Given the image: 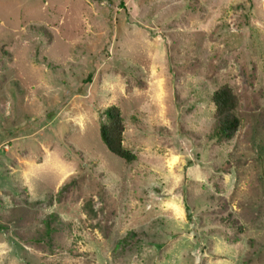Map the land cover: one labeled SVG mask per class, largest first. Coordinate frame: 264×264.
Segmentation results:
<instances>
[{"label": "rangeland", "instance_id": "rangeland-1", "mask_svg": "<svg viewBox=\"0 0 264 264\" xmlns=\"http://www.w3.org/2000/svg\"><path fill=\"white\" fill-rule=\"evenodd\" d=\"M0 264H264V0H0Z\"/></svg>", "mask_w": 264, "mask_h": 264}, {"label": "trees", "instance_id": "trees-1", "mask_svg": "<svg viewBox=\"0 0 264 264\" xmlns=\"http://www.w3.org/2000/svg\"><path fill=\"white\" fill-rule=\"evenodd\" d=\"M213 103V131L212 136L217 140L230 139L239 127V117L236 114L237 96L228 84H222L213 90L211 94ZM102 115L104 120L99 126V135L102 142L108 150L125 161H132L136 158V154L126 148L123 144L124 120L121 110L117 105H109L103 109ZM61 220L55 213H49L44 219V237L49 240L51 234L60 227ZM241 229V226H236ZM136 233L128 231L123 238L126 242L128 238H132ZM43 237V239H44Z\"/></svg>", "mask_w": 264, "mask_h": 264}]
</instances>
